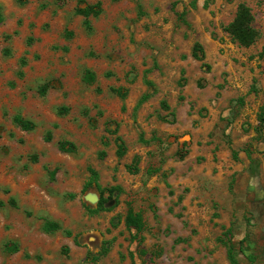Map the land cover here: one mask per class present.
<instances>
[{
	"label": "rangeland",
	"instance_id": "374dc122",
	"mask_svg": "<svg viewBox=\"0 0 264 264\" xmlns=\"http://www.w3.org/2000/svg\"><path fill=\"white\" fill-rule=\"evenodd\" d=\"M98 1L87 28L76 7ZM138 1L150 14L136 0H0V264H230L228 250L264 264V122L243 116L264 103V0ZM240 3L258 32L248 46L226 30ZM148 80L157 94L138 108ZM187 135L225 172L186 180L200 162L174 164ZM95 184L116 187L105 209Z\"/></svg>",
	"mask_w": 264,
	"mask_h": 264
},
{
	"label": "trees",
	"instance_id": "16d2710c",
	"mask_svg": "<svg viewBox=\"0 0 264 264\" xmlns=\"http://www.w3.org/2000/svg\"><path fill=\"white\" fill-rule=\"evenodd\" d=\"M83 2V0H78V3ZM76 12L78 14H81L84 17V25L87 28H90V20L89 16H97L101 12V5L100 2H96L93 4H85L84 6H78L76 7ZM252 21H253V15L250 11V8L247 7L244 3H240L237 7L234 19L229 23L227 27V32L231 35V37L236 40L240 45L243 46H248L252 44L257 35L258 32L254 27L252 26ZM202 46L198 43L195 42L193 47H192V52L191 55L197 59V60H202L204 57V53L202 50ZM83 79L86 82H91L95 79L94 74L89 71L85 70L83 74ZM147 83L151 86V82L147 81ZM115 92H120L119 90ZM122 96H125L124 93H122ZM149 96V93L144 94L142 98L140 99L139 102H141L143 99L147 98ZM164 107H167L165 103H162ZM12 120L15 124H17L21 129L23 130H30L34 127V124L32 121L23 118L21 115L16 114L12 117ZM261 122H264V118L261 117ZM48 136H46V140H48ZM117 154L121 155L124 153V143L120 138H117ZM58 148L61 151H72L74 148V145L69 142V141H60L58 142ZM95 186L99 189L100 191V199L97 203V208L96 210L99 209H105L106 208V200L107 198L103 197V194L108 191L109 196L116 191V187H100L99 184H95ZM87 188V185L83 187V191ZM108 196V197H109ZM7 203L13 207H17V202L14 197H10L7 201ZM4 202L0 200V206H2ZM125 225L127 228L130 229H135L138 233H140L144 229V222L142 220V217L140 213L135 212L132 208H128L127 215L125 217ZM42 228L45 232L51 233L57 230L61 229L60 224L57 221L51 220V219H46L42 225ZM64 232L66 233L67 236L71 235V231L64 229ZM6 249L9 252H15L18 250V245L16 243H8L6 245ZM64 251H68V247H63ZM105 253V249L102 250L101 254ZM151 255H155V251H152ZM228 258L230 261V264H236L235 259L233 256V253L228 250ZM133 264H146L145 260H142L140 263H133Z\"/></svg>",
	"mask_w": 264,
	"mask_h": 264
},
{
	"label": "crops",
	"instance_id": "0c3cea01",
	"mask_svg": "<svg viewBox=\"0 0 264 264\" xmlns=\"http://www.w3.org/2000/svg\"><path fill=\"white\" fill-rule=\"evenodd\" d=\"M192 3H193V1H192ZM135 7H136V10L142 11L145 15L150 14V11H148L149 9L148 10L145 9L144 5L140 1H138V0H136ZM138 7H139V9H138ZM191 52H192V50H191ZM191 52H190V54H191ZM148 81H150V80H148ZM151 84H154V88H155L156 84L154 83V81H152ZM149 86L150 85L148 83H146V87L147 88L142 91L143 93L139 97L141 98L144 94H147V93H149V96H147V98L143 99L141 102H139L140 100L138 99L136 107H138V108L139 107H142V105L144 103H146L150 98H152L155 94H157V90H155V91L151 90L150 91L149 90ZM164 101L165 100L162 99L160 101V104L165 103ZM165 104L167 105V108H169L170 105L167 104V103H165ZM263 105H264V103H262L261 105H259L256 112L254 111L255 110V106H253L252 108H247V106H246L245 107L246 108V111L243 112V116L245 114H247V113L250 112L251 113V116H253V119L257 123L258 121L261 120V117L259 115L261 114L260 111H261ZM253 111H254V115H252ZM176 119L179 122V118L177 116H176ZM185 135L186 134L182 135L181 137H183ZM187 136L189 138L186 141L187 147L185 145V147H186L185 148L186 149L185 150L186 154L184 156L176 159L174 161V164L179 169L180 166H183L187 160H191L192 158H194V156H198V155H199V157H196V158L200 162L199 163L197 162V164L194 166V169H192V171H188L186 169L185 174H182V176L185 177L186 180H189V179L198 180L201 176L202 177H207L208 176V177L211 178V177H214L213 175H216L215 177H217V176H219V175H221L222 173L225 172V171H214V168L215 167L216 168H220V166H221L220 159L218 158V155L220 154V152H219V150L216 149V146L215 145H208L207 144L206 147H204V144L203 145L202 144H199L196 141H194V139L191 138L189 135H187ZM179 138H180V136H179ZM180 145H182V143H180ZM161 149L163 150L162 147H161ZM196 158H195V160H196ZM159 172H161V173L163 172V173L169 174L172 177V176H175L178 171H168V172L159 171ZM217 241H218V239H217ZM239 252H241V251H239ZM244 252H246V251H244ZM249 252H253V251L251 250ZM246 253L248 254V252H246Z\"/></svg>",
	"mask_w": 264,
	"mask_h": 264
}]
</instances>
